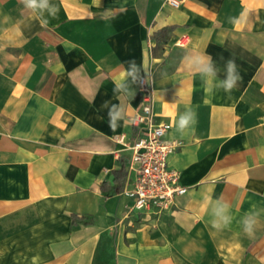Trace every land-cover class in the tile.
I'll return each mask as SVG.
<instances>
[{"label": "crops", "instance_id": "crops-1", "mask_svg": "<svg viewBox=\"0 0 264 264\" xmlns=\"http://www.w3.org/2000/svg\"><path fill=\"white\" fill-rule=\"evenodd\" d=\"M178 1L51 0L43 25L0 0V264H264V0ZM197 53L218 80L235 60L231 93L186 67ZM130 59L149 69L166 138L182 141L168 165L188 190L160 214L133 211L126 194L143 97L139 84L134 97L113 89ZM104 101L125 109L115 130ZM189 108L195 131L180 133ZM205 197L229 204V226H211ZM252 209L249 237L240 221Z\"/></svg>", "mask_w": 264, "mask_h": 264}, {"label": "built area", "instance_id": "built-area-1", "mask_svg": "<svg viewBox=\"0 0 264 264\" xmlns=\"http://www.w3.org/2000/svg\"><path fill=\"white\" fill-rule=\"evenodd\" d=\"M179 6L178 0H169ZM179 46L187 44L186 38L177 41ZM142 103L135 116L129 118L130 125L138 133L132 144V165L137 176L135 186L126 194L133 198V211L163 213L175 203L177 197L187 192L181 184L179 171L168 165L169 157L182 144V141L166 138L172 125L158 121L153 104L155 100L152 83H139Z\"/></svg>", "mask_w": 264, "mask_h": 264}, {"label": "clouds", "instance_id": "clouds-1", "mask_svg": "<svg viewBox=\"0 0 264 264\" xmlns=\"http://www.w3.org/2000/svg\"><path fill=\"white\" fill-rule=\"evenodd\" d=\"M21 3L25 9L35 14L43 25L48 23L47 17L55 18L58 12L57 6L51 3V0H21ZM237 22L236 18H230V23ZM221 58L223 59V57ZM184 61L186 67L189 70H195L206 84L211 83L215 88L222 89L225 93H231L242 79L238 65L231 58L225 61L224 77L219 80L217 79L219 69L210 55L200 53L186 55ZM141 72L144 73L143 77L141 76ZM149 76L150 73L147 65H138L135 59L128 60L123 79L115 84L113 89L114 95L122 94L134 97L135 90L133 89V85L150 83ZM101 108L107 109L109 126L115 130L118 127V122L125 118L124 107L110 101H104ZM196 123L197 113L189 108L179 114L175 126L178 132L185 133L189 130L195 131ZM205 203L212 217L211 226L214 229L219 230L231 224L233 217L230 214V206L227 202L220 198L212 200L211 197H205ZM259 216L260 211L252 209L241 218L240 224L247 236L251 237L254 235L255 229L260 223Z\"/></svg>", "mask_w": 264, "mask_h": 264}, {"label": "trees", "instance_id": "trees-1", "mask_svg": "<svg viewBox=\"0 0 264 264\" xmlns=\"http://www.w3.org/2000/svg\"><path fill=\"white\" fill-rule=\"evenodd\" d=\"M173 27H165L161 29L160 32H157L153 35V39L157 42L162 43V41H167L169 38L170 33L172 32Z\"/></svg>", "mask_w": 264, "mask_h": 264}]
</instances>
